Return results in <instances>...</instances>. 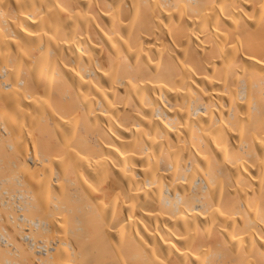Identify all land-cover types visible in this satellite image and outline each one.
I'll return each instance as SVG.
<instances>
[{"label": "bare ground", "instance_id": "bare-ground-1", "mask_svg": "<svg viewBox=\"0 0 264 264\" xmlns=\"http://www.w3.org/2000/svg\"><path fill=\"white\" fill-rule=\"evenodd\" d=\"M0 51V264H264V0H0Z\"/></svg>", "mask_w": 264, "mask_h": 264}, {"label": "rangeland", "instance_id": "rangeland-1", "mask_svg": "<svg viewBox=\"0 0 264 264\" xmlns=\"http://www.w3.org/2000/svg\"><path fill=\"white\" fill-rule=\"evenodd\" d=\"M0 52H1V51H0ZM2 57H4V58L6 57V59H9L7 56H5V54L2 55ZM6 59H5V60H4V59L2 60L5 64L8 63V62L10 61V59H9V60H6ZM7 61H8V62H7ZM10 62H11V61H10ZM10 62L8 63L9 65L12 64V62H11V63H10ZM8 92H10V91H8ZM6 102H7L6 100H5V101H4V100H0V131H3V130L6 129V128H8V130L10 131L12 125H14V124H12V123H13V119H12V117H13V115H12V113H13V108H12V107H13V106L10 104V102H7L8 104H7ZM11 106H12V107H11ZM10 114H11V116H10ZM9 118L11 119V122H12V123H11V124H12L11 126H10V119H9ZM7 121H8V122H7ZM2 122H3V123H2ZM8 123H9V124H8ZM5 124H6V125H5ZM7 124H8L10 127H8ZM4 125L6 126V128L4 127ZM2 129H3V130H2ZM14 131H15V130H13V133H14ZM28 131H29V129H28ZM3 132H4V131H3ZM3 132H2L3 135H2L1 132H0L1 138L4 139V140H2V142H1L2 144H1V143H0V144H1V145L4 144V145L6 146V144L8 145V143H7L8 141H9L10 143H12V142L14 141V139H13L12 136H15V135H13L12 132L10 133V132H7V130H5V132L8 133V136H7V134H6V133L4 134ZM31 132H32V131H31ZM31 132L29 131V133H27V135H29V134L32 135ZM33 132H34V131H33ZM33 132H32V133H33ZM36 132H37V131H36ZM36 132H35V135H36ZM41 133H43V131H42ZM10 134L12 135V136L10 137V139H11V138L13 139V140L11 139L12 142H11V140L9 139V135H10ZM14 134H15V133H14ZM25 134H26V133H25ZM4 135L7 136V137H6V138L8 139V140L6 139L7 142L5 141V136H4ZM39 135H40V134H39V131H38L37 136H39ZM2 136H3L4 138H3ZM15 138H16V137H15ZM39 138H40V136H39ZM39 138H37V139L39 140ZM3 141H4V142H3ZM15 141H16V140H15ZM15 141H14V143H15ZM29 142H30V141H29ZM39 142H40V140H39ZM41 142H42V141H41ZM10 143H9V147H10ZM54 143H55V142H54ZM1 145H0V146H1ZM44 145H45V143H44ZM5 146H3V147H5ZM3 147H2V148H3ZM6 147L8 148V152L10 153V151H11V152H12V151H15L14 149L17 147V145H16V143H15V148H14V149L11 148V147H10V148H11V149H10L8 146H6ZM6 147H5V148H6ZM32 147H33V142H30V149H31ZM54 147H56V146L54 145ZM7 148H6V150H7ZM9 149H10V150H9ZM55 150H56V148H55ZM0 151H1V150H0ZM16 151H17V148H16ZM55 152H56V151H55ZM4 153H5L4 155L6 156V152H4ZM9 153H8V156L11 157V155H9ZM12 153H15V152H12ZM2 154H3V152H2ZM8 156H6V157H8ZM12 156H13V155H12ZM2 157H3V156L1 155V158H2ZM6 157H5V160H6V162L8 161V164H10L11 162H13V161H11V162L9 163L10 160H9L8 158H7V159H8V160H7ZM2 159H3V158H2ZM5 160H3L2 162H4ZM14 160H15V159H14ZM0 162H1V161H0ZM6 162L3 163V164L1 163L2 165L0 164V166L6 165ZM8 167H9V170L12 169L11 165H9ZM8 167H7V168H8ZM10 167H11V169H10ZM0 170L2 171L3 169L0 168ZM5 170H6V171H9L8 169H5ZM5 170H3V172H5L4 175L1 174L2 172L0 173V175H1L2 178H3L4 176L6 177L7 172H6ZM15 171H16V170H15ZM12 173L15 174L14 171H12ZM8 174H9L10 176H12L9 172H8ZM8 174H7V175H8ZM9 175H8V176H9ZM8 176H7V177H8ZM13 176H14V175H13ZM5 177H4V178H5ZM7 177H6V178H7ZM2 178H1V179H2ZM11 178H13V177H11ZM28 178H29V177H28ZM28 178H26V179H28ZM1 179H0V180H1ZM2 180H3V179H2ZM2 180H1V181H2ZM29 180H30V178H29ZM29 180H27L28 182L26 181V182L28 183V186L30 185V181H29ZM11 182H12V186L7 185L8 188L11 187V188H9V190L12 189V187L14 186V183H13V181H11V180L8 181V182H5L6 184H7V183H10V184H11ZM15 184H16V183H15ZM16 185H17V184H16ZM5 186H6V185H5ZM5 186H4L3 189H5ZM17 186H18V185H17ZM30 186H31V185H30ZM8 188H6V189H8ZM16 188H17V187H16ZM16 188H15V189H16ZM19 188H20V186H19ZM23 188H25V186H24ZM26 188H27V186H26ZM28 188H30V187H28ZM28 188H27V189H28ZM3 189H2V190H3ZM6 189H5V190H6ZM13 189H14V187H13ZM13 189H12V190H13ZM12 190H11V192L13 193ZM5 196H6V195H5ZM17 197H18V196H17ZM17 197H16V198H17ZM1 198H2V197H1ZM19 199H20V197L17 198V200H16L17 203H18V202H21V199H20V200H19ZM2 200H3V199H2ZM18 200H19V201H18ZM0 202H1V201H0ZM17 203H16V204H17ZM21 203H22V202H21ZM14 204H15V203H14ZM14 204H13V205H14ZM16 204L14 205L15 208H17ZM18 204H19V203H18ZM1 206H2V205H0V207H1ZM4 210H5V209H4ZM14 210H16V209H14ZM5 211H6V210H5ZM16 211H17V210H16ZM16 211H14V212H16ZM1 212H3V209H2ZM40 213H41V211L39 212V214H40ZM4 214H5V213H4ZM18 214H20V212H19ZM30 214H31V213H30ZM42 214L44 215V217H47V215H46L45 213H43V212L41 213V216H42V217H43ZM30 216H31V215H30ZM32 217H33V215H32ZM0 221H2V220H0ZM3 222H4V221H2L1 223H3ZM7 223H8V222H7ZM4 224H5V222L3 223V225H4ZM3 225H1V226H3ZM8 225H9V226H8ZM4 226H5V227L8 226V227H9L8 229H10V224H6V225H4ZM61 228H62V227H61ZM66 228H67V227H66ZM54 229H57V230H58L59 228L56 227V228H54ZM54 229H53V231H54ZM63 229H64V228H62V230H63ZM10 231H11V229H10ZM55 231H56V230H55ZM55 231H54V235H55ZM63 231H64V230H63ZM68 231L70 232V230H68ZM57 232H58V231H57ZM60 233H61V232H60ZM65 233H66V232H62L61 234L64 235ZM52 234H53V233H52ZM52 234H51V235H52ZM40 236H41V235H40ZM52 236H53V235H52ZM55 236H57L56 238H58V239H62V238H65V239H66V237H67V236H65V237L63 236V237L61 238L62 235L60 236V235H58V234H56ZM41 237H43V236H41ZM50 237H51V236H50ZM17 238H19V237L17 236ZM52 238H53V237H52ZM54 238H55V237H54ZM56 238H55V239H56ZM18 240H19V239H18ZM20 240H22L21 237H20ZM62 240H63V242H64V239H62ZM62 240H61V242H62ZM66 240L68 241V238H67ZM22 241H23V240H22ZM22 241H21V242H22ZM71 241H72L73 243H76V241L73 240L72 238H71ZM22 244H23V243H22ZM24 245H25V244H24ZM25 246H26V245H25ZM26 247H28V246H26ZM3 248H4V247H3ZM24 249H25V248H24ZM26 249H29V248H26ZM8 254H9V253H8ZM5 257H6V256H5ZM8 257H9V255H8ZM10 257H12V255H11ZM73 257H74V256H73ZM3 258H4V257H3ZM13 258L15 259L14 256H13ZM23 261H24V260H23ZM1 262H4V260H2ZM24 262H25V261H24ZM60 264H62V263H60Z\"/></svg>", "mask_w": 264, "mask_h": 264}]
</instances>
